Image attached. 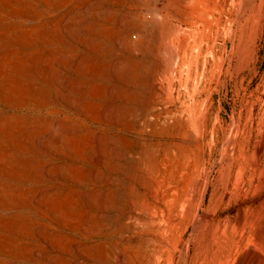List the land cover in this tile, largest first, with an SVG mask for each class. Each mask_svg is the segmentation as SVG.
Here are the masks:
<instances>
[{"label":"rangeland","instance_id":"obj_1","mask_svg":"<svg viewBox=\"0 0 264 264\" xmlns=\"http://www.w3.org/2000/svg\"><path fill=\"white\" fill-rule=\"evenodd\" d=\"M0 264H264V0H0Z\"/></svg>","mask_w":264,"mask_h":264},{"label":"built area","instance_id":"obj_2","mask_svg":"<svg viewBox=\"0 0 264 264\" xmlns=\"http://www.w3.org/2000/svg\"><path fill=\"white\" fill-rule=\"evenodd\" d=\"M135 37V36H134Z\"/></svg>","mask_w":264,"mask_h":264}]
</instances>
